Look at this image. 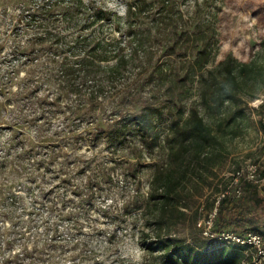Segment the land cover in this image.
Segmentation results:
<instances>
[{"label":"trees","instance_id":"trees-1","mask_svg":"<svg viewBox=\"0 0 264 264\" xmlns=\"http://www.w3.org/2000/svg\"><path fill=\"white\" fill-rule=\"evenodd\" d=\"M23 2L22 12L33 32L10 49L9 67L0 75V103L11 104L12 120L24 115L26 122L38 125L31 140L23 132L15 159H26L33 168L49 165L54 145L51 140L42 145L44 119L60 114L62 125L53 136L89 133L134 158L129 170L133 177L143 167L153 168L146 193L139 197L137 187L133 189L139 197L134 210H140L142 226L149 228L139 236L141 264H239L245 249L257 253L253 247L231 245L213 250L195 227L206 189L209 210L215 197L228 189L217 204L216 231L251 232L228 227L235 218L226 214H240L242 194L256 207H264L256 184L240 178L234 185L233 175H224L239 126L219 119L213 128L195 105L187 111L183 105L197 90L201 103L224 116L229 103L241 94L252 95L246 86L255 78V65L263 61L258 53L246 61L227 53L210 66L219 52L222 0H193L190 5L124 0L122 14L96 0ZM49 16L64 29H53L55 21ZM38 22L45 24L43 31L35 30ZM164 118L168 127L161 136L157 123ZM34 142H40L43 153L36 151ZM258 174L264 178V169ZM236 186L241 189L238 197L233 196ZM15 240L23 250L9 252L0 264H34L36 259L24 250L23 236Z\"/></svg>","mask_w":264,"mask_h":264},{"label":"rangeland","instance_id":"rangeland-1","mask_svg":"<svg viewBox=\"0 0 264 264\" xmlns=\"http://www.w3.org/2000/svg\"><path fill=\"white\" fill-rule=\"evenodd\" d=\"M96 1L120 14L124 11V0ZM177 1L181 5H190L193 0ZM23 3V0H0V75L9 67L8 54L13 44L23 41L33 32L26 24ZM49 18L55 21L54 16ZM53 23L50 25L53 29H64L60 21ZM36 25L35 30L43 31L45 28L43 22ZM263 40L264 0H222L219 52L210 66L227 53L245 61L258 53L263 61L255 65V78L246 86V91L252 95L241 94L240 99L228 104L224 116L201 103L197 90L183 104L185 111L195 105L205 122L213 128L219 119L225 125L239 126L241 132L227 160L225 176L234 168L250 163L258 165L259 170L264 169V82L261 83L264 48L260 47ZM19 72L23 74L22 69ZM17 83L18 78L13 80L11 90ZM1 102L0 259L9 252L23 250L15 240L21 235L26 242L24 250L28 251L27 255L36 259L34 264H141L143 249L139 236L141 231H149V228L142 226L143 218L140 210H134V201L146 193L153 168L143 167L133 177L129 170L135 159L120 149L106 147L104 141L94 140L89 133H66L68 135L63 138L61 135L53 136L54 130L62 125L60 114L44 119L47 128L42 145L49 140L53 143L52 161L44 167H30L26 159L20 162L13 154L20 147L23 132L26 131L27 138L31 140L38 123L26 122L24 115L12 120L11 104ZM234 115L235 121L232 120ZM167 127L168 119L157 123L161 136ZM40 145V142H34L36 151L43 153ZM149 162L145 160L143 163ZM136 187L139 197L133 192ZM209 192L210 189H206L201 198L203 207L198 220L210 209V201H206ZM257 193L264 197V179L257 184ZM239 199L240 214H226V217L235 218L228 227L239 232H259L264 236V207H256L246 194ZM211 249L218 250L219 247ZM243 255L239 264H264V255L251 249H245Z\"/></svg>","mask_w":264,"mask_h":264},{"label":"built area","instance_id":"built-area-1","mask_svg":"<svg viewBox=\"0 0 264 264\" xmlns=\"http://www.w3.org/2000/svg\"><path fill=\"white\" fill-rule=\"evenodd\" d=\"M258 173V165L254 163L247 164L234 173H231L233 175L232 183L235 185L242 178L245 181L257 185L264 179L260 178ZM225 193H228V189L217 196L214 207L203 218L197 221L196 225L200 228L201 235L210 241V245L213 248L222 245L253 247L259 255H264V238L259 233L248 232L246 234H239L229 230H213V221L217 214V204L219 198L224 196ZM240 193V187L236 186L233 191V196L238 197Z\"/></svg>","mask_w":264,"mask_h":264}]
</instances>
